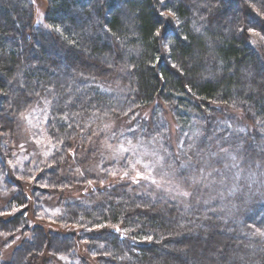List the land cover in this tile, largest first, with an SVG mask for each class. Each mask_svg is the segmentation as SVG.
I'll return each instance as SVG.
<instances>
[{"label":"trees","instance_id":"1","mask_svg":"<svg viewBox=\"0 0 264 264\" xmlns=\"http://www.w3.org/2000/svg\"><path fill=\"white\" fill-rule=\"evenodd\" d=\"M46 2L38 19L39 0H0V130L11 132L16 115L44 97L55 145L38 175L47 189L14 187L15 171L0 150V174H10L2 177L9 198L0 213L14 211L0 216V264H264V236L257 233L264 232V198L249 193L246 181L248 192L240 185L224 199L238 205L226 220L221 198L206 207L198 194L187 207L163 189L133 182V159L116 145L151 148L165 157L159 167L179 178L187 177L186 166L195 177L215 167V148L237 158L241 151L248 157L241 166L251 162L262 180L264 40L249 29L264 36V28L247 20H264V0H165V7L159 0ZM154 104L161 111L166 104L178 122L175 142L157 112L143 115ZM3 118L13 123L4 127ZM185 130L202 134L199 145L193 136L192 148L188 142L177 153ZM39 190L62 209L54 224H34L20 211L30 204L35 210Z\"/></svg>","mask_w":264,"mask_h":264},{"label":"rangeland","instance_id":"2","mask_svg":"<svg viewBox=\"0 0 264 264\" xmlns=\"http://www.w3.org/2000/svg\"><path fill=\"white\" fill-rule=\"evenodd\" d=\"M39 1H40V5L37 8V16L38 19H42L43 16L45 15L48 5L46 0H39ZM251 6H252V10L255 13H259L260 10L262 12V9H260L259 5L253 4ZM161 12L162 9L160 10V13ZM167 14L168 12H166V15ZM167 17L173 22H177L174 16L167 15ZM252 33L254 34L259 33V35H257L258 37L263 36L262 32H260L259 30H254L252 31ZM167 53H169V51ZM103 59L106 60V58ZM156 104L148 107L146 109V112L143 113V115L149 118L155 112H157L160 119L162 120L160 121L161 124L165 126L167 125L171 137L170 139L175 142L176 136L179 135L178 122L175 120V118H173L174 116L172 115V113H170L166 104H164L163 106L164 111H161L159 107H156L155 106ZM49 114H50V106L48 105L46 98L41 97L38 101H36L33 105H31L26 111L22 112L19 115H16L15 125L13 124L11 132L0 130V135L4 136V139H1V147H0V150L5 154L4 156L5 158L3 159L6 162L4 161V163H7L10 166V168H12L15 171L12 174L15 180V182H13L12 184L14 187H18V183L20 182V184L22 185L26 183L31 186H35V187L37 186L42 189L48 188L45 185V183L42 181V179L38 178V175L43 171L41 170V167L49 162L52 156V152L55 148L54 142L52 141V139L50 138L47 132V122H48ZM237 115H238V120H241V113H237ZM154 116L157 115L155 114ZM160 122L157 121L158 124H160ZM3 123H4V127H7L10 125V123L12 124L13 121H8V119L3 118ZM242 128L239 127V130L241 132H244L242 131L243 130ZM185 133L188 135L185 134V137L181 141V144L183 146L181 147V144L176 145L177 146V148L175 149L176 152L180 150L183 151L184 149H186L184 147V144L193 140L194 139L193 136L194 137L196 136V142H194L195 145H199L198 144L199 140L197 139H199L200 135H202L200 132H198V135H192L193 133L192 130L191 131L185 130ZM191 144L192 143L190 142L188 149L192 148ZM116 145L118 151L121 148V146L126 148L133 146V144L130 146L129 144L124 143L123 141ZM260 146H264V144H260ZM139 148L135 146V152H136L135 156L132 154V152L121 153L119 151V153L122 155L128 154L130 158L133 159V161L132 160L130 161L131 163H134L136 159L141 160V164L136 165L135 169H132L131 167L129 168L128 171L132 173V176H134L136 179V171L137 170L141 171L144 174V176L148 178L139 179L137 181H140L143 184H145L147 188L150 187L158 190L163 189L166 196L173 197L174 199L177 200V202L179 201L180 203L184 204L187 207L192 205V202H198L199 200L198 194H202L203 198H205L204 200H202L203 202L202 206H206V207H209L208 205L212 203V199L221 198L222 199L221 208L225 209L227 213L225 218L227 220L236 216L238 205L235 204L234 202L233 204L232 202H230L232 206H228L229 204L226 203L224 199L228 196L233 198L240 190V185L242 186L243 191L248 192L249 189V193L258 194L259 196H261V198H264V172H261L262 180H258L256 176V170L251 169L252 166L251 162H249L251 166L248 164L242 167L241 164H245L248 161V157H245L241 151L238 153L239 157L238 158L236 157L238 160L236 159V161L234 162L231 159H229L223 151H221L222 149L219 150L215 148L216 157L218 159L216 165L217 167L215 166L212 167L211 169L206 168L205 169L206 172L201 173L200 176L198 177H195L193 175L194 171L190 173V171L193 170V167H190L189 169L186 166L185 168L186 170H188L187 177L179 178L177 175L165 172L164 169L162 170L161 167H159L160 161H158L157 159V156L159 155L157 153L156 156L152 155L151 148H141L140 146ZM210 148L212 149L211 146ZM227 151L228 153L231 154L230 149L229 150L227 149ZM9 161H11V164L9 163ZM233 163L239 164V168H233L232 167ZM145 164L150 165V168L147 170L144 169L143 165ZM226 164L228 165V167H232V169L234 170V172L231 173L230 175L223 173L222 177L219 179L208 175V173L212 174L216 172V170L218 173L219 169L226 168L225 167ZM129 165L131 166L130 163ZM258 169L260 170L261 168ZM237 172H239V176H240L239 180L234 179V175ZM25 173L26 175L29 176H24ZM7 174H8L7 170H5V172L2 175L0 174V205L2 206L5 205L4 203H6L7 199L9 198L6 195L8 191L5 190L4 182L2 179L3 176L7 179ZM228 178L232 182V185L228 183V185H231L230 187L225 185V181ZM152 179H155L157 181V184L161 185V187H157L156 184H153L151 182ZM194 179L199 180L200 182L194 184L193 183ZM242 180L243 182H241ZM244 181H246L249 184L248 189ZM254 185L256 186V188H253ZM182 191H188L191 193V195L189 197H184L182 195H179L178 193ZM36 194L38 196L36 198L37 204L36 203L34 204L36 206L34 208L35 212L31 209L32 208L31 204L27 207L20 208V211L21 210L25 211L24 215L26 217H28V215L29 216L31 215L30 217L32 218V222L34 224L41 222L54 224L55 223L54 219L58 216L63 215L62 209L59 206H57L56 203H54L52 200L47 201L48 199L47 197H49L50 195H44V193L41 190H39ZM38 198H40V200ZM244 200L246 204L250 203L247 197ZM38 201L39 202L41 201V203L38 204ZM205 201H207V203H205ZM261 201L263 200L261 199ZM4 210L5 211L0 213V216L2 217H6L7 215H11L12 213H14V211H8V210L6 211V209ZM52 228H56V227L52 226ZM23 234H24L23 232L21 235L18 234L19 237L17 236L16 239L12 240L11 243L8 244L6 250H4L5 252L2 253L4 258L10 256L13 250V246L18 243L17 241H20ZM2 243L3 241L0 239V245H2ZM1 247L2 246H0V248ZM77 262L78 261L76 260L73 263L76 264ZM89 263L95 264L93 260H91Z\"/></svg>","mask_w":264,"mask_h":264},{"label":"snow or ice","instance_id":"3","mask_svg":"<svg viewBox=\"0 0 264 264\" xmlns=\"http://www.w3.org/2000/svg\"><path fill=\"white\" fill-rule=\"evenodd\" d=\"M159 2H160V5H161L162 7H165V6H166V5H165V0H159ZM160 15L163 17V16H165V13H164V12H161ZM167 15H172V16H174L175 14H174L171 10H169V12H168ZM38 22H39V21H38ZM177 23H178V21H177ZM163 27L166 28V24H165ZM57 31H59V29H57ZM241 31H243V29H241ZM249 31L251 32V31H253V29H249ZM255 34H256V35H259V33H255ZM155 35H156L157 37H160V40H161L162 45H163L165 48H167V47H168V44L170 43V41L168 40L167 35H166V34H162V31H161L160 29H157ZM261 39L264 40V36H261ZM128 144L131 146V145H132V142H131V141H128ZM182 146H183V145L181 144V147H182ZM119 151H120L121 153L132 152V154H133L134 156L136 155V152H135V146L128 147V148L121 146V148L119 149ZM221 151H223V152L227 155V157H228L229 159H231V160L234 161V162L236 161V159H237L236 156L231 155L230 153H228L227 149H222ZM152 155L156 156L157 154H156V153H152ZM124 158H126V157H124ZM157 159H158V161L163 162V161L165 160V157H164L163 155H159V156H157ZM9 163L11 164V161H9ZM130 164H131V168H132V169H135L136 165H140V164H141V160H140V159H136L134 163H131V162H130ZM143 167H144V169L147 170V169L150 168V165L145 164V165H143ZM182 167H183V166H182ZM225 167L227 168L228 165L226 164ZM232 167H233V168H239V164H237V163H233V164H232ZM153 171H154V169H153ZM203 171H204L203 169H200V172H201V173H203ZM123 175H124V176H128V175H129L128 171H125ZM208 175H211V173H208ZM147 178H148V177L144 176V174H143L141 171L137 170V171H136V179H134L133 182H136V181L139 180V179H147ZM239 178H240V176H239V172L235 173V175H234V179H235V180H239ZM151 182H152L153 184H156L157 187H161V185L157 184V181H156L155 179H152ZM199 182H200L199 180H195V179L193 180V183H194V184H195V183H199ZM221 182H223V181H221ZM89 183H91V181H89ZM178 194H179V195H182V196H184V197H189V196L191 195V193L188 192V191H182V192H179ZM205 203H207V201H205ZM99 227H105V225H99ZM114 227H115V231H117V232H120V231H121V229H120L119 226H114ZM257 233H258L259 235H261V236H264V232H261L259 229H257ZM146 239L151 240L152 238L149 236V237H146ZM61 258L63 259V257H61Z\"/></svg>","mask_w":264,"mask_h":264},{"label":"bare ground","instance_id":"4","mask_svg":"<svg viewBox=\"0 0 264 264\" xmlns=\"http://www.w3.org/2000/svg\"><path fill=\"white\" fill-rule=\"evenodd\" d=\"M0 5L2 6V4L0 3ZM254 17H251V18H248L247 22L250 24V25H258V26H261L264 28V20L262 18H255L253 20Z\"/></svg>","mask_w":264,"mask_h":264}]
</instances>
